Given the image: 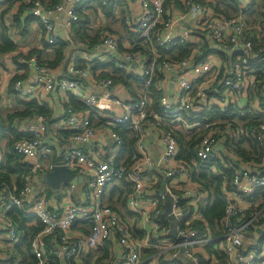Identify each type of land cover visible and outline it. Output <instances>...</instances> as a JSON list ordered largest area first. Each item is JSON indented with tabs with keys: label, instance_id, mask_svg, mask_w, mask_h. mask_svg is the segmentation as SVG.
<instances>
[{
	"label": "built area",
	"instance_id": "built-area-1",
	"mask_svg": "<svg viewBox=\"0 0 264 264\" xmlns=\"http://www.w3.org/2000/svg\"><path fill=\"white\" fill-rule=\"evenodd\" d=\"M91 1L60 0L45 8L42 0H32L29 13L52 46L62 40L63 30L80 21V14H88ZM112 1L96 0L100 8ZM263 1L228 0L236 11L225 15L217 10L224 8L220 0H135L137 9L125 16V30L134 36L128 47L115 33L104 31L83 65H67L58 78L36 56L19 58L22 69L13 76L12 92L20 101H39L56 90L77 100L85 112L80 115L71 105L64 108L61 127L71 132L66 139L47 133L45 116L19 123L21 137L13 141L11 152L22 157L27 173L19 186L0 188V237L6 246L12 250L24 239L9 216L14 209L32 218L28 226L39 227L26 239L36 264L51 258L59 264H79L106 244L108 257L102 264H142V253L149 248L155 251L151 264H172L179 258L199 264L201 251L215 241L220 242L224 264H264V237L256 232H264V202L256 197L264 188V120L254 125L245 121L251 113L264 119L263 33L259 22H252L255 13L264 20ZM169 8L180 12L166 17ZM182 46L189 54L179 58ZM206 46L225 50L226 57ZM94 62L124 74L130 85L96 73ZM25 67L31 76L25 77ZM212 111L231 118L208 122L204 114ZM98 125L106 131L104 142L97 136ZM121 133L131 139L132 151L116 164ZM181 136L196 139L190 162L180 158ZM240 139L246 145L257 142L259 161L235 153L232 145ZM54 152L57 161L51 159ZM57 165L81 176L82 182L65 186L59 198L52 199L36 189L33 178ZM201 165L224 180L226 208L215 237L206 227L199 238L193 228L197 221L204 223L199 209L207 200L193 179ZM219 167L233 170L228 182ZM162 183L164 191L159 193ZM114 185L130 189L125 213L108 203L106 194ZM168 199L170 213L165 215ZM172 222L177 223L176 238L170 235ZM250 233L258 235L257 247L244 242ZM19 262L11 253L0 258V264Z\"/></svg>",
	"mask_w": 264,
	"mask_h": 264
},
{
	"label": "trees",
	"instance_id": "trees-1",
	"mask_svg": "<svg viewBox=\"0 0 264 264\" xmlns=\"http://www.w3.org/2000/svg\"><path fill=\"white\" fill-rule=\"evenodd\" d=\"M7 1V0H6ZM6 1L0 3L3 4ZM9 1V0H8ZM7 1V2H8ZM60 0H52L50 5L43 6L45 8H51L55 4H57ZM224 4V8H217L219 12H222L225 15H231L234 14L236 11V7L232 5V3H228V0H220ZM264 2V1H263ZM227 4V5H225ZM9 8V7H8ZM104 8V7H101ZM230 8L231 10H229ZM23 8H19L18 12L14 15L13 17V22L16 27L21 28V32H24L29 26V20L32 21L35 19L31 16L28 15V18L25 19L24 22H20L19 20V13H21ZM106 12V15L109 16L110 13L106 11V9H103ZM111 10V9H110ZM109 10V11H110ZM5 12V11H4ZM2 12V16L4 14ZM263 16V15H262ZM90 19L86 15L80 14V21L75 24L74 27V37H69L67 41H59L56 45L48 46L46 43V47L50 48L52 50V55L50 59L40 61L42 62L41 64H47L50 66H56L58 65L62 59H63V53L67 49V47L72 43V42H79L82 43L83 46L85 47H92L93 45L97 44L100 42L101 35L104 30L106 31H111L109 27H105L103 29H97L93 33H88L85 29V27L90 24ZM253 24L256 22H259V25L262 29L263 33V39L262 41H259L260 45H264V20H261V14L255 13L254 20H252ZM9 31L5 26L1 27L0 30V55L1 54H7L14 52L16 50V46L14 42L10 39ZM44 35V33H43ZM118 36V35H117ZM44 37V36H43ZM249 37V36H247ZM137 49L134 48V50ZM186 49L185 46H182L179 51H182L180 53V57L182 58L184 56H187L189 54V50H183ZM206 49L209 52H214L219 54L222 57H226V55L223 52L219 51H211L208 46H206ZM185 51V52H184ZM32 55H35V51L29 52L26 56L30 57ZM20 56H25L23 54L19 55ZM39 58V57H38ZM18 61V57L15 58V62ZM17 79V77H13L11 79V82L9 84L8 88V93L13 94L12 92V84L14 81ZM117 80L123 82V80L120 78H117ZM14 95V94H13ZM16 97V103L20 107V111L15 110L12 114L7 115L8 121L10 122L12 119L16 117H29L33 115H42V116H48L49 110L45 106L38 105L36 101H30V102H22ZM6 118V119H7ZM204 118L208 122H213V121H222L223 119L226 118H231V117H226V115L221 114L219 112L212 111L210 114H204ZM0 120L2 122V128H4V131L0 133V141L2 139H6V150L1 151L3 153V158L4 162H0V188L3 185H9V186H19V180L20 177L27 173V169L25 165L22 164V157L11 152V146L13 141L18 140L21 137V134L18 132L12 130L10 128V124H6V120L0 117ZM240 120V119H239ZM244 118H241V121H244ZM263 117L261 118L259 115L255 113H251L250 116L245 120L248 121L247 125H254L258 121H263ZM63 136V138H67L68 136L71 135V132H64L60 131L56 136L60 137ZM122 134V133H121ZM123 136V145L122 148L119 149V154L120 156L125 155V154H130L132 151V147H130L131 139H128L126 134H122ZM196 139L191 138L185 140L183 136L180 137L179 140V145H180V158L186 160L187 162H190L191 159L193 158L192 155V146L195 143ZM243 140L240 139L236 143L232 145V148L234 149L235 153L238 154L242 159L244 160H250V159H255V161H259L261 155H262V150L258 146L257 142L254 140H251L248 142V147L245 148L243 147ZM116 164H119V158L116 160ZM197 166V172L194 173L193 179L195 182H197L200 187L202 192H205L207 194V200L200 206L199 213L201 214L202 219L204 220V223L201 221H197L193 223V228L198 231V237H202L203 235L206 234L205 228H209L210 232L212 233V236H217L218 233V227H217V221L221 219L224 215V210L226 208V202H225V197L222 192L223 188V183L224 180L220 175H215L209 172L206 168ZM221 172L223 173V176L226 178V182H228L231 178V175L233 173L232 169H222L219 167ZM124 184V183H123ZM125 185V184H124ZM130 189L122 190L120 186L114 185L111 187V189L108 192V203L111 205V207L117 211L118 213H121L120 209L116 207V202L113 201L112 199H117L118 201H121V204L123 207H125V200L126 196L128 195ZM117 197V198H114ZM256 197H261L262 202H264V188L261 190H258L256 192ZM249 198L248 201H255L258 198ZM263 203H261L262 205ZM126 214L128 212L126 211ZM9 216L17 223L19 230L22 232H26V236L28 235L27 233V223L32 220V218H26L22 217V214L19 213L18 211L16 212L14 209H12L9 213ZM39 230L38 228H34L31 232H36ZM263 238H260V241H262ZM107 245H104L101 247L99 250L93 252L90 254L89 257L85 258V264H90V260L92 258H95V264L101 263L102 260L107 259L108 257V251H107ZM27 246V245H26ZM29 248L27 247V251ZM101 255L95 256V255ZM224 259L225 256L224 254L220 251V242L215 241V242H210L208 245L205 246L201 254L199 255V264H224ZM27 264H36V261L34 259H31ZM47 264H59L58 261L55 259L51 258L49 263Z\"/></svg>",
	"mask_w": 264,
	"mask_h": 264
},
{
	"label": "crops",
	"instance_id": "crops-1",
	"mask_svg": "<svg viewBox=\"0 0 264 264\" xmlns=\"http://www.w3.org/2000/svg\"><path fill=\"white\" fill-rule=\"evenodd\" d=\"M7 1L3 4H0V30H1V27L3 26L7 28V30L10 33L9 34L11 37L10 39L14 42L16 46V50L11 53L0 55V58L2 59V62L0 64V117L6 120V124H10V128L12 130L18 132L17 130L19 129L18 128L19 123L22 124L24 121L31 119L32 116L16 117L12 119L10 122L8 121V118H7V115L12 114L13 112H15V110H18V111L21 110L20 107L16 103V97H15L16 95L14 93H13L14 95L8 93V88H9V84L11 82L12 77L15 74L19 73L18 70L22 69V67L18 65L17 63L18 61L15 62V58L18 57V60H19V58L22 57V56L19 57V55L23 54L26 56L29 52L35 51V55H32V56H36L38 61L42 63L41 61L51 58L52 50L46 47L47 43L45 41V36L43 35L44 31L42 30L41 26L36 21L29 20V26H27L24 32H21L20 30L21 28L17 27V25L15 27L14 22L12 21L14 15L18 12V9L21 7L23 8V10L21 13H19L20 22H24L25 19L28 18V15H30L29 13L30 3L32 0H26V3H24L25 1L23 2V0H9L8 2ZM51 1L52 0H42V3L45 6H47L51 4ZM103 9H106V11L110 13V15L107 16L105 10ZM134 9H137V4H135V0H113L108 7H104V8L98 7V3L96 2V0H93L90 2V5L88 7V14L86 15L87 17H89L91 22L85 27V29L88 33H93L95 32V30L97 31L96 25L92 23L96 20L94 17L95 13L97 12L98 14H101L102 12L103 18H106V20L105 19L104 20L107 22L106 23L108 24L107 26H109V28L112 27L113 33L118 35L122 46L128 47L130 44H132L131 41L134 40V36L128 34L125 30V16L128 13H131ZM91 10H93L92 14H91ZM2 12H4L3 16L1 15ZM179 12L180 11H178L177 8L176 9L169 8L166 10V17H174V16L176 17V15ZM57 20H60V17H57ZM74 27L75 25L70 30L62 31L61 41H67L69 37H72V36L74 37V34H75ZM181 28H182L181 25H178L176 31L180 32ZM15 33H18L19 36L17 37L16 35H14ZM12 35H14L13 38H12ZM24 41H26V43L22 44ZM93 46L85 47L83 46L82 43L72 42L67 47V49L64 51L63 59L58 65L53 66V67L48 65L52 68V75L56 78L60 76H64L65 68L69 64H74L76 66L83 65L84 59L90 57L91 54L93 53ZM93 68L95 72L100 73L101 76L112 75L116 83H123L125 85H130L131 83L130 79L127 76H125L122 73H119L118 71L111 69V67H103L99 63L94 62ZM31 75H32L31 72H29V70L25 67V77L31 76ZM120 77L123 80V82H121L120 80L119 81L117 80V78H120ZM32 101H36L38 105L45 106L49 110L50 114L48 116H45L46 121H47L46 126L48 125L47 133L49 135L56 136V134H58L60 131L68 132L66 130H63L61 127L62 113H63L64 108L67 105H71L74 112L79 113L80 115H82L85 112V108L81 106V104L77 100L68 98L65 95H61L56 90L44 96L39 101L38 100H32ZM27 102H30V101H27ZM241 104H244V101L243 102L241 101L240 105ZM224 106H227V104H224L223 107ZM0 123H1L0 133H2L4 131V128L7 126L5 125V127L2 128L1 120H0ZM99 126L100 125L97 126L98 131H100ZM105 133L106 131L97 132V136L101 140V142H104ZM59 136L60 137L58 136L56 137L59 139H66V138H63V136H61L60 134ZM6 143H7L6 139L1 140V143H0L1 151L6 150ZM107 144H109V142H107ZM243 147L247 148V145L243 144ZM126 155H128V153L125 154L124 156ZM121 157L123 156H120L119 160L121 159ZM51 159L52 161L58 160V156L57 154H55V152L51 156ZM0 162H4V158ZM43 177L44 175L38 174V175H35L33 178V184L37 190L45 191L43 187L45 184ZM48 189L50 188L48 187ZM59 196H60V192L54 193L50 195L49 197L53 199V198H59ZM27 228L28 229L26 231L28 235L26 236V232H25L23 241L19 243L17 246L13 247L12 250H10L6 246L4 238L0 237V258H2L3 255L6 253H11L14 256V259L20 260V262L17 264H27L31 259H33L29 250L27 251L26 239L31 233H34L31 231L36 227H30L27 225ZM171 233L172 232H170V235ZM257 236L258 235L256 233L254 235L250 233L246 236V241H249L252 244V246L253 244H255L254 247H257V244H260ZM200 251L201 249H198V252ZM154 253L155 251L152 248L146 249L142 253V264H151V260H152L151 256ZM95 256H98L99 258V256L101 255L99 254ZM87 257L89 256L88 255L83 256L79 264H85L84 261H85V258ZM103 261L104 260H102L101 263L99 264H102ZM186 262H187L186 260L179 258L177 261L173 262L172 264H186ZM93 263H95V258H92L90 260V264H93ZM159 264H168V263L161 261L159 262Z\"/></svg>",
	"mask_w": 264,
	"mask_h": 264
},
{
	"label": "water",
	"instance_id": "water-1",
	"mask_svg": "<svg viewBox=\"0 0 264 264\" xmlns=\"http://www.w3.org/2000/svg\"><path fill=\"white\" fill-rule=\"evenodd\" d=\"M214 50H220L218 47H215ZM222 52H226L225 50L221 49ZM48 127V125H47ZM222 146L219 145L217 147L218 150H221ZM44 182L50 188L51 191H59L62 186L67 185H76L82 182V177L77 176L73 171L63 165H57L53 168L52 171L47 172L44 175ZM164 191V183L161 184L159 193H163ZM165 215L170 213V200H166L165 203ZM257 233H261L264 237V232L261 229H256ZM172 237L176 238V231H172ZM179 242L182 243L183 241L179 239ZM182 250V249H181ZM182 252V251H181Z\"/></svg>",
	"mask_w": 264,
	"mask_h": 264
},
{
	"label": "rangeland",
	"instance_id": "rangeland-1",
	"mask_svg": "<svg viewBox=\"0 0 264 264\" xmlns=\"http://www.w3.org/2000/svg\"><path fill=\"white\" fill-rule=\"evenodd\" d=\"M25 1V2H24ZM23 2L24 3H26V0H23ZM92 11L93 10H91V14H92ZM95 21L92 23V24H95L96 25V29H103V28H105V27H109V26H107L108 24H106L107 22L105 21L106 20V18H103V13L101 12V14H98L97 12L95 13ZM105 19V20H104ZM111 26V25H110ZM110 29H111V31H113V29H112V27H110ZM14 35H16L17 37L19 36L18 35V33H15ZM14 35H12V38L14 37ZM26 43V41H24L22 44H25ZM1 62H2V59L0 58V64H1ZM2 112H3V110H2ZM1 112V113H2ZM43 180H44V177H43ZM44 189H45V193L48 195V196H50V195H52V194H54V193H59V192H61L60 190H64L65 189V186H63L59 191H51L50 189H48V187L44 184ZM110 190V189H109ZM106 197H108V193L106 194ZM114 198H117V197H114ZM113 201H115L116 202V207H118V209H120V211L122 212V213H125V211H124V209H125V207H123L122 206V204H121V201H118L117 199H112ZM126 215V214H125ZM176 226H177V223L176 222H172L171 223V225H170V229H169V231L170 232H172L175 228H176ZM246 241V238L244 239V242ZM186 264H193L191 261H187L186 262Z\"/></svg>",
	"mask_w": 264,
	"mask_h": 264
}]
</instances>
